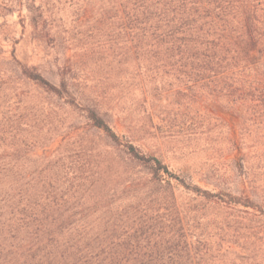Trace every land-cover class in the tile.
I'll use <instances>...</instances> for the list:
<instances>
[{"label":"rangeland","instance_id":"obj_1","mask_svg":"<svg viewBox=\"0 0 264 264\" xmlns=\"http://www.w3.org/2000/svg\"><path fill=\"white\" fill-rule=\"evenodd\" d=\"M112 12L111 0H0V126L13 121L32 144L25 166L63 164L77 178L76 203L79 195L84 206L106 201L111 213L134 218L148 200V171L127 153L132 144L192 185L247 196L263 209L264 103L239 100L236 116L218 93L223 83L210 82L202 100L195 91L175 93L166 76H140L137 85L114 39ZM23 66L56 88L65 81L67 94L28 81ZM89 108L118 142L92 127ZM169 179L178 202L201 209L211 233L223 210Z\"/></svg>","mask_w":264,"mask_h":264},{"label":"trees","instance_id":"obj_2","mask_svg":"<svg viewBox=\"0 0 264 264\" xmlns=\"http://www.w3.org/2000/svg\"><path fill=\"white\" fill-rule=\"evenodd\" d=\"M111 3L114 39L137 85L140 76H166L177 83L175 93L195 91L202 100L215 81L233 113L239 100L264 103V0ZM21 75L50 93L68 92L65 81L56 88L32 68L21 67ZM87 119L118 142L98 111L87 109ZM20 134L13 121L0 126V264H264V208L249 197L203 190L128 144L148 171V200L134 218H123L106 201L84 206L79 195L76 203V177L63 164L26 167L32 144ZM169 178L223 210L211 233L201 209L178 202Z\"/></svg>","mask_w":264,"mask_h":264}]
</instances>
